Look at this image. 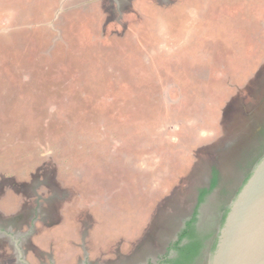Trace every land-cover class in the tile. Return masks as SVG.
Instances as JSON below:
<instances>
[{"label":"rangeland","instance_id":"1","mask_svg":"<svg viewBox=\"0 0 264 264\" xmlns=\"http://www.w3.org/2000/svg\"><path fill=\"white\" fill-rule=\"evenodd\" d=\"M262 127L264 0H0V264L160 252L216 168L209 264Z\"/></svg>","mask_w":264,"mask_h":264},{"label":"water","instance_id":"2","mask_svg":"<svg viewBox=\"0 0 264 264\" xmlns=\"http://www.w3.org/2000/svg\"><path fill=\"white\" fill-rule=\"evenodd\" d=\"M251 173L229 206L209 264H264V156Z\"/></svg>","mask_w":264,"mask_h":264},{"label":"flooded vegetation","instance_id":"3","mask_svg":"<svg viewBox=\"0 0 264 264\" xmlns=\"http://www.w3.org/2000/svg\"><path fill=\"white\" fill-rule=\"evenodd\" d=\"M211 177H212V174H211ZM211 177H210V180L208 182V186H206L204 188L210 187ZM243 184H244V182H243ZM243 184H242V186H243ZM206 201H207V198L202 202H199V199H198V201L194 207V212H193L190 220L186 221L185 227L181 228L180 230L177 229L176 238L171 240L169 242V244L165 245V246H164V243L160 242V246L163 245L160 252L152 253V254L148 255L146 258L145 257L143 258V255H144L143 250L145 249V246H144V242L142 241L141 244L137 247V252L134 255L131 254L132 256L129 255V257H127V258L124 257V258L120 259L123 262L122 264H176L179 260L181 261L185 257V253L183 251H181V249H184L192 241L201 240L205 245L207 238H208V235H207V233L202 232L203 231L202 227H207L206 226L207 222H204V220H205L204 217L206 214L205 212H206L207 208L202 209V207L206 203ZM228 209H229V207L225 208V211L222 212V214H221V216L217 222L216 228L214 230L215 236L213 238L212 248L215 245V243H217V241H218L219 232H220V229L222 227V220H223V217H224V215ZM213 224H214V222H213ZM187 229L189 231V234L187 236L183 237L182 239H180L181 234ZM172 232H175L174 228H172ZM212 248H211V251H212ZM202 251H203V248L200 252V255L202 254ZM212 252H214V251H212ZM199 260H200V258L198 257L196 262H194L192 264H197ZM170 261H172V262H170ZM187 264H189V263H187Z\"/></svg>","mask_w":264,"mask_h":264},{"label":"trees","instance_id":"4","mask_svg":"<svg viewBox=\"0 0 264 264\" xmlns=\"http://www.w3.org/2000/svg\"><path fill=\"white\" fill-rule=\"evenodd\" d=\"M264 136V127H262L261 131L259 132V137H263ZM259 139H262V138H259ZM252 143V141L250 142ZM264 148V147H263ZM262 148V149H263ZM264 151V150H263ZM263 151L255 158V153H254V156H251V159L248 163H247V166L248 167H254V165L259 162V160L264 156L263 154ZM244 154H242L241 158L245 159L246 158V148L244 149ZM252 152L253 149H252ZM251 172L247 175L246 179L244 180V184L243 186L247 183V181L249 180V178L251 177ZM221 183V176H220V172L218 169L216 168H213L212 169V177H211V181H210V187L209 188H202L200 189L199 191V196H198V199H199V202H202L206 199V197L211 193L213 192V190H215L216 188L219 187ZM242 186V187H243ZM241 187V189H242ZM240 189V190H241ZM239 190V192H240ZM238 192V193H239ZM230 209H228L223 217V220H222V226L224 225L226 219H227V216H228V212H229ZM190 228V227H189ZM189 234V231L188 229L185 230L181 236H180V239H182L183 237L187 236ZM218 242V241H217ZM204 243L201 241V240H195V241H192L188 246H186L184 249H181V251H183L185 253V257L183 260H179L176 264H192L194 262H196L197 258L199 257L200 255V252L202 250V248L204 247ZM216 247H217V243H215V245L213 246L212 248V251H215L216 250ZM178 248V247H177ZM179 249V248H178ZM172 262V261H170Z\"/></svg>","mask_w":264,"mask_h":264},{"label":"crops","instance_id":"5","mask_svg":"<svg viewBox=\"0 0 264 264\" xmlns=\"http://www.w3.org/2000/svg\"><path fill=\"white\" fill-rule=\"evenodd\" d=\"M5 203H3V205H4ZM6 205H8V204H6ZM5 205V206H6ZM6 209H7V207H5V209H4V211H6ZM6 217V216H5ZM14 218H11V217H9V222H14V223H16V222H18V220H13ZM41 239L39 238V241H40ZM41 244H43V243H41ZM57 245H55V247H56ZM67 254V253H66ZM66 254L64 255V256H66ZM72 257V256H71ZM28 257L26 256V259H27ZM66 258H64V259H59V260H56V262H55V264H65V263H67V264H73V262H72V258H70L69 260H65ZM28 260V259H27ZM29 263V262H28Z\"/></svg>","mask_w":264,"mask_h":264}]
</instances>
